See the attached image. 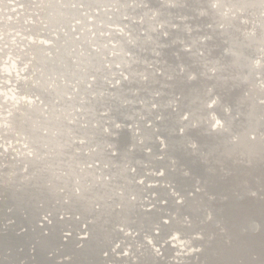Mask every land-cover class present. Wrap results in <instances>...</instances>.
<instances>
[{
    "label": "water",
    "instance_id": "95a60500",
    "mask_svg": "<svg viewBox=\"0 0 264 264\" xmlns=\"http://www.w3.org/2000/svg\"><path fill=\"white\" fill-rule=\"evenodd\" d=\"M257 59L264 0H0V264H264Z\"/></svg>",
    "mask_w": 264,
    "mask_h": 264
},
{
    "label": "bare ground",
    "instance_id": "6f19581e",
    "mask_svg": "<svg viewBox=\"0 0 264 264\" xmlns=\"http://www.w3.org/2000/svg\"><path fill=\"white\" fill-rule=\"evenodd\" d=\"M204 34H199V37H202ZM165 43V42H164ZM180 46H182V44H180ZM257 52H258V49H257ZM156 59V58H155ZM213 60H214V58H213ZM156 61H158V59L156 60ZM206 61V60H205ZM256 62H255V65H261V64H263V61L261 60V59H257V60H255ZM264 65V64H263ZM100 112H103V110H100ZM114 125H115V127L116 128H120L121 126H124L125 128H127L129 125H130V122H124V123H122V122H114ZM181 125H185L184 123L183 124H181ZM174 131H175V129H174ZM182 173H184L185 175H187V176H191V173L189 172V170H187V169H184V170H182ZM258 188H261V189H263V191H264V186L263 187H260V186H258ZM182 197H183V202H187V203H185V205H184V207L183 208H188V209H190V210H196L198 207H203L204 209H206V206L204 205V206H201L200 205V202H198V200H197V198H191V197H187V196H185V195H182ZM226 198V197H225ZM227 199V198H226ZM193 205V206H192ZM204 212H205V210H204ZM205 220V218H202L201 219V222H205L204 221ZM258 227V224H252V225H250V227H249V229H256ZM58 259H60V258H58ZM121 263V262H120ZM120 263H117V262H115V264H120Z\"/></svg>",
    "mask_w": 264,
    "mask_h": 264
}]
</instances>
